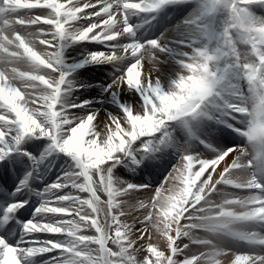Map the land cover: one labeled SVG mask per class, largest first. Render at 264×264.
<instances>
[{"label": "snow or ice", "instance_id": "1", "mask_svg": "<svg viewBox=\"0 0 264 264\" xmlns=\"http://www.w3.org/2000/svg\"><path fill=\"white\" fill-rule=\"evenodd\" d=\"M0 264H264V0H0Z\"/></svg>", "mask_w": 264, "mask_h": 264}]
</instances>
